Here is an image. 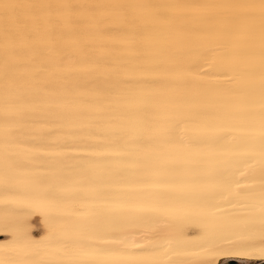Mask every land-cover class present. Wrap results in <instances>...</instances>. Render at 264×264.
<instances>
[{
	"label": "bare ground",
	"instance_id": "6f19581e",
	"mask_svg": "<svg viewBox=\"0 0 264 264\" xmlns=\"http://www.w3.org/2000/svg\"><path fill=\"white\" fill-rule=\"evenodd\" d=\"M229 260L264 261V0H0V264Z\"/></svg>",
	"mask_w": 264,
	"mask_h": 264
},
{
	"label": "rangeland",
	"instance_id": "374dc122",
	"mask_svg": "<svg viewBox=\"0 0 264 264\" xmlns=\"http://www.w3.org/2000/svg\"><path fill=\"white\" fill-rule=\"evenodd\" d=\"M39 228L40 225L38 226ZM220 264H264V261H237V260H229V261H221Z\"/></svg>",
	"mask_w": 264,
	"mask_h": 264
}]
</instances>
